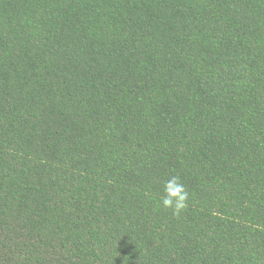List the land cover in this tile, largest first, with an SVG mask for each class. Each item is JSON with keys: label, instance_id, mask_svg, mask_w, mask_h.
<instances>
[{"label": "trees", "instance_id": "16d2710c", "mask_svg": "<svg viewBox=\"0 0 264 264\" xmlns=\"http://www.w3.org/2000/svg\"><path fill=\"white\" fill-rule=\"evenodd\" d=\"M0 264H264V0H0Z\"/></svg>", "mask_w": 264, "mask_h": 264}, {"label": "clouds", "instance_id": "9594fccd", "mask_svg": "<svg viewBox=\"0 0 264 264\" xmlns=\"http://www.w3.org/2000/svg\"><path fill=\"white\" fill-rule=\"evenodd\" d=\"M189 198L190 193L180 178L173 176L164 184V195L160 204L166 209H171L173 215L179 216L187 208Z\"/></svg>", "mask_w": 264, "mask_h": 264}]
</instances>
